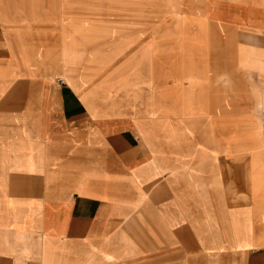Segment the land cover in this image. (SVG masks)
<instances>
[{
    "label": "rangeland",
    "instance_id": "374dc122",
    "mask_svg": "<svg viewBox=\"0 0 264 264\" xmlns=\"http://www.w3.org/2000/svg\"><path fill=\"white\" fill-rule=\"evenodd\" d=\"M39 3L48 17L38 10L34 27L49 29L34 30V38L58 58L56 66L47 67H57L58 72L52 70L57 77L105 114L136 124L149 150L164 155L154 184L159 185L154 202L159 200L160 220L162 207L172 202L177 222L198 238L208 237L186 242L193 247L185 250L179 236L153 247L152 186L113 239L96 246L89 263L200 264L204 255L207 264H234L232 214L250 206V185L256 172L264 171V26L224 29L214 23L223 14L207 4L203 10V0ZM157 85L174 101L180 99L186 111L156 112ZM168 96L161 101H170ZM186 98L196 107L184 106ZM139 212L144 219L134 218ZM248 217L241 228H248ZM201 223L207 234H199ZM219 226L223 234L217 235Z\"/></svg>",
    "mask_w": 264,
    "mask_h": 264
},
{
    "label": "crops",
    "instance_id": "0c3cea01",
    "mask_svg": "<svg viewBox=\"0 0 264 264\" xmlns=\"http://www.w3.org/2000/svg\"><path fill=\"white\" fill-rule=\"evenodd\" d=\"M42 1L0 0V264L89 263L96 246L113 239L117 226L141 207L152 186L153 247L177 236L185 242L184 250L193 247L188 241L208 240L177 222L172 202L162 207L160 220L159 200L154 202L159 185L154 184L164 155L149 150L136 124L117 113L105 114L57 77V67H47L56 66L58 58L34 38V30L49 29L33 24L38 10L48 17ZM203 2V10L207 4L223 14L214 23L224 29L264 26V0ZM158 87L152 88L160 92L156 112L186 111L180 109V99L174 101ZM164 96L171 100L161 101ZM183 104L196 107L187 98ZM263 173L257 171L250 185V206L232 214L234 264H264ZM246 213L247 229L241 228ZM134 218L144 216L139 212ZM161 222L166 225L162 231L156 228ZM119 233L123 239L122 228ZM199 234H207L204 223ZM207 262L201 256L200 264Z\"/></svg>",
    "mask_w": 264,
    "mask_h": 264
}]
</instances>
